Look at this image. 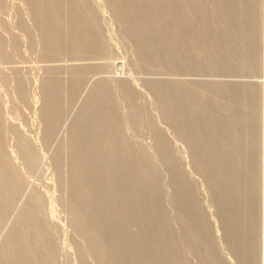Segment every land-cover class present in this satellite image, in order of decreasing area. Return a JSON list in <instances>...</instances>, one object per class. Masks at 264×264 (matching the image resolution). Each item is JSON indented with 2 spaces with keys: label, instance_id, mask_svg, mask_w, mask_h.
I'll return each instance as SVG.
<instances>
[{
  "label": "rangeland",
  "instance_id": "obj_1",
  "mask_svg": "<svg viewBox=\"0 0 264 264\" xmlns=\"http://www.w3.org/2000/svg\"><path fill=\"white\" fill-rule=\"evenodd\" d=\"M218 1L146 0L141 3L144 6L140 10L134 6V0L133 13L128 14L123 0H86V15L92 17L93 26H89V31L85 24L82 30L89 34L95 31L100 46L95 50H81L50 41L39 24L41 11L56 9L57 0H37L35 8L28 0H0L1 48L8 58L5 62L0 57L1 151L24 180V190L27 188L24 196L16 200L20 199L19 204L16 203L15 209L11 210V215L18 220L14 221L9 215L4 227L7 230L3 228L0 232V251L5 241L14 235L12 231L16 233L18 230L15 228L20 226L27 209L24 204L28 201L26 205H30L33 197H39L42 211L48 214L47 229L56 264H116L106 261L109 260L108 255L104 262H99L97 252L106 255L113 244H118L119 237L116 243L98 242L97 251L91 252L88 238L80 231V227L91 229V225H76L68 209L71 191H79L81 186L91 182L92 170L97 165L103 166L102 162L106 165L101 155L95 160L90 158L88 170L81 166L84 151L72 152L74 143L71 141H76L81 134L80 128L84 127L83 121L93 115L95 107L92 102L98 105L100 99L102 101V97L108 94L109 105L116 117V129L112 136L114 147L130 154L122 172L138 176L137 162L154 170L152 186L138 180V176L130 180L131 186L127 190L129 196L140 192L133 204L128 201L131 211H149L151 204L157 205L162 234L166 243L172 245L168 250H158L159 247L155 249L150 243V254H155V257L169 256L174 264H264V255L258 253V248L253 251L250 247L254 242L256 247L258 243L264 246V220L262 224L257 220L258 212H264V205L260 199L259 179L257 177L253 181L250 173L251 169L258 172L259 168L256 167L259 166L258 151L261 148L258 146L260 124L264 134V69L258 64V59L264 63V1L263 4L258 0ZM257 2L263 8L260 9ZM135 5L140 6L138 2ZM155 7L160 8L159 13H152ZM66 16L67 13L64 19ZM83 20L79 18V23ZM72 34V31L66 30L65 38L71 39ZM53 61L55 64H52ZM48 62L57 65L53 71ZM67 69L78 72L82 81L70 91L64 86L69 85L70 71ZM60 71L64 72L57 73ZM94 77L98 78L96 82L100 87L102 84L100 91ZM59 80L63 86L59 88L60 94L56 87ZM50 88H54L55 94L48 99ZM88 89H91L90 93H95L93 89L97 90L100 95H89V92L86 93ZM80 93L83 98L89 99L92 106L87 99H82V95L77 97ZM91 98L99 102L91 101ZM51 99L62 104H58L63 110L62 113L60 111L61 117L65 113L62 108L67 103L66 110L69 111L72 106L70 113L66 111L70 116L65 113L67 119L79 115L75 116V122L79 118L85 120L82 123L79 121L78 125H82L77 127L74 123L76 118L71 119L72 123L68 119L66 124L62 121L64 115L57 125L62 121L61 124L67 126H56L51 137L58 135L57 138L53 141L50 137V142H46L48 122L45 108ZM68 103H72L70 107ZM82 103L90 105L87 107L91 109L88 110ZM79 104L81 109L86 108L87 114L88 111L92 113H83ZM77 107L85 114L84 117L80 116L82 114ZM228 125L236 126L234 137L226 131ZM63 132L69 134L68 137ZM98 134L105 141V147H109L110 135L104 130H99ZM61 137H67L66 143L69 140L72 144V147L70 143L67 148L64 146L67 151ZM230 141L233 142L231 149L228 148V144H232ZM251 142H257L255 148L258 155L252 145L254 152L251 149L250 153L253 152L257 158L250 154L254 158L249 164L246 148ZM262 142L264 144V139ZM48 143L54 151L50 150ZM61 148L65 150L61 151ZM109 148L112 149L111 145ZM22 149L29 150L33 158L32 167L25 163ZM66 170L68 175L71 172L77 177L75 184H78L73 188L70 186L72 176L64 177H67ZM107 173L110 178L113 177L111 170ZM94 196L88 201L87 208L82 207V211L112 210L116 214L123 210L119 201L106 208L93 206L96 202ZM253 211H256L255 226L250 225ZM113 223L114 220H108L106 225L109 228ZM126 223L128 221H124V226H128L132 236L140 234V227L134 221ZM10 225H14V229L8 228ZM154 232L149 239L155 235ZM90 234L96 236L97 232L92 230ZM184 234H196L197 244H191ZM235 247L238 253L245 250L251 252L252 256H248L250 260L247 257L248 261H243L242 254L237 255ZM120 255L118 264H136L137 256L131 248L122 249Z\"/></svg>",
  "mask_w": 264,
  "mask_h": 264
},
{
  "label": "bare ground",
  "instance_id": "obj_2",
  "mask_svg": "<svg viewBox=\"0 0 264 264\" xmlns=\"http://www.w3.org/2000/svg\"><path fill=\"white\" fill-rule=\"evenodd\" d=\"M123 1L127 5L126 12L128 14H130L133 11L132 7H133L134 0H123ZM145 1L146 0H135L134 6L140 8V10H141V6H144V5H141V3L142 2H145ZM181 1H183V0H181ZM258 1H260V4H263L262 1H264V0H258ZM28 2H29V4L32 7H34V8L36 7L37 0H28ZM136 2H138V5L140 4V6H136L135 5ZM56 3H58V7L56 9H49V12L47 10L41 11L42 14H41L40 18L38 19L39 24L42 27L43 31L46 33L47 38L50 41L52 40L55 43L60 44L61 46L67 44V45H70V46H75L76 49H81V50H84V49L85 50L86 49H89V50L90 49H93V50L98 49L99 46H100V43H99V40H98V37L99 36H96L97 34L95 33V31H93V33L90 32V34H89V32L82 30V28L84 27L85 24L87 25V28L88 29H89V26H93L92 25L93 24V21L91 20L92 17L86 15V12H87L86 7H87V3L88 2H86V0H57ZM246 3L248 4V2H246ZM259 8L260 9L263 8L262 5H260ZM167 9L168 8H166V10ZM137 11H138V9H137ZM179 11L176 12V13H178V15H179ZM155 12L156 13H159L160 12V8L155 7L154 8V12H152V13L155 14ZM201 12H202V10H201ZM36 13H37V11H36ZM66 13H67V16L64 19V14H66ZM76 18H78V20H76ZM79 18H82L84 20L82 22L80 21V23H79ZM149 18L151 19V16H149ZM74 24H77V25L74 26ZM238 26H240V25H238ZM66 30L72 31L74 33V34H72L71 39H68L67 37L65 38V36H66L65 35V31ZM89 31H90V29H89ZM64 38H65V40H64ZM1 42L2 41H1V38H0V57L6 62V60L8 61V58L6 57V54L4 53L3 49L1 48V45H2ZM158 45H159V43H158ZM255 47H254V50H255ZM248 50L251 51V49H248ZM256 52H257V50H256ZM251 54H252V51H251ZM165 57H167V56H165ZM258 60L260 61V62H258V64L260 63V66L262 67V69H264V63L260 59H258ZM263 61H264V59H263ZM52 64H55V62L52 63ZM46 65H48V64H46ZM49 65H51V64L49 63ZM52 66H54V65H51V67H50L51 68V71H53V69L57 65L54 66V67H52ZM58 67H60V66H58ZM61 68L63 69L64 67H61ZM68 71H70V73ZM68 71H66L65 75H67L69 73V75H70V77L68 78L69 79L68 80L69 82H67L66 81V78H64L66 76L63 77L65 80L62 79V81L63 80L66 81L67 83H69V85L68 86L65 85L64 83H66V82H64V81H63L64 83L63 82L62 83L64 84V86L68 87L69 89H67V90L70 91L75 86H78L79 85V82H82V81H81L79 75H77L78 72H76L74 70H71V69L68 70ZM61 72H64V71H60V72H57V73H61ZM50 73H53V72H50ZM95 73H96V71H95ZM97 74H95V75H97ZM60 75H63V74H60ZM60 75H59V77H60ZM96 78L95 77L93 78V79H95L94 82H96V80H98V78L97 79ZM99 79H101V78H99ZM96 83H97V86H98L99 85L98 82H96ZM102 83H104V82H102ZM59 86H61V80L58 81V85L56 84V87L58 88V91H59V94H60V89H62L63 86H61V87H59ZM97 86H94V88L95 87L97 88ZM66 87H64V89ZM98 87L99 88L97 90H99V91H100V88H103L102 87V84H101V87H100V85ZM89 88H93V87H89ZM51 89L52 88H50L48 90V93H49V95L47 97L48 99H50L52 97V95L55 94L54 93L55 92L54 88H53V90H51ZM63 90H61V92ZM89 90H91V89H88V91L86 93H88ZM97 90H94V89L92 90V91H95V93L92 92V93L95 94V96H96V94L97 95H100V94L96 93ZM101 90H103V89H101ZM167 90H169V89H167ZM90 92H89V95L92 94ZM106 92H107V90H106ZM59 94H58V96H59ZM94 94H92V95H94ZM80 95H82V94L81 93L78 94L77 97H79ZM86 95H88V94H86ZM95 96H93V97L95 98ZM94 98H91V101ZM97 98L99 99V97H97ZM97 98H95V99H97ZM102 98H103V100L101 101V99H100V102L98 100H95L94 99L97 103L98 102L99 103H98V105H95L94 102H92L93 106L95 107L94 110H93L94 113H92L91 111H88V114L89 113H92L93 115L90 114L89 116H91V117L87 118L88 120L86 119L87 120L86 122L83 121L85 119H83V120H80L81 118L78 119V122L81 121L80 123H82V121H83V123H85L83 125L84 127L83 128L81 127L82 130L80 128V130H79L80 132L79 133H81V134L78 137L75 134V136L77 137L76 138V141L75 142H73V140L71 141L72 143H74L73 147H72L71 142H69V140H68V143H70L71 144V147L73 148L71 150L72 152H75V151H77V152L80 151L81 152L82 150L84 151L83 157H81V159H80V165L83 166L84 168H86L87 170H88L87 165H88V163H90V158L92 159V157H93V160H95V157L102 155L104 157V161H105V164L106 165L104 166V163L103 162H102L103 166H101V165L98 166L97 165L95 167V169L92 170V172H93L92 181L89 182V183H87L86 185L84 184V186H81L79 191H76V192H75V190H72L71 191V194H70L71 195V197H70L71 202L70 203L68 202L70 204V208L68 207V209L71 210L76 225H79L80 226V223L90 224L91 227L90 226H88V227H90L92 230H95L97 232V235L96 236L95 235L92 236L90 234V232L92 231L91 229H88V228L86 229L85 227H80L81 233L85 237H87L88 240H89V248H90V251L91 252L94 253V252L97 251V248H98V244L97 243L98 242L101 241V242H104V243H107V242H115L116 243V241L118 240V237H119L120 241L119 242L117 241L118 244L116 246H115V244H113L112 245V248L110 249V251L106 255L103 254V253H98L97 252V257H98L99 262H104L105 261L104 260L105 257L108 255L109 256V260H106V261H109V262L111 261V262H114V263L118 264L119 261H118L117 258L121 257L120 254H122V249H124V248H126V249L131 248L132 251H134V255L136 253V256H137L136 259H135L136 264H174L172 262V259L169 256H163V257L156 256L155 257V254L154 255L153 254H150V251H149V248L151 247L150 243L152 244V247L155 248V249H157L159 247L158 250H160V249H162V250H168L172 246L171 244H167L166 243V241L164 239V236L162 234V232H163V230H162V221H161V217H159V214L157 212V208H158L157 205L156 204H154V205L151 204V206L148 207L150 212L149 211H138V210L137 211H131V209L128 208V206L130 205V203L133 204V201L136 198H138L139 195H140V192H138V191H137L136 194H132L130 196H129V194H127V190H129L130 189V186H131L130 180H132V179L135 180L139 176L138 177V180H141L142 182H145V184L146 183H149L150 185L152 183L154 184V170L153 169H147L146 167H144L143 165H141V162H137L138 165H136V166H138V170H137V168H136V170L139 173L138 176H137V174L136 175L134 174V175L130 176L129 175L130 173H128V171L127 172H124L123 171L124 173L122 172V170H124V167L126 166V163L130 159L129 158L130 157V154H129V151H121L120 152V150H118L119 147H117V149L114 147V144H113L114 142L112 141L113 140L112 139V136H113V133H115V129H116L115 128V126H116V117H115V115L113 113V108L109 105L110 96L108 94H106L105 98L104 97H102ZM82 99H85L86 100L87 98H83V95H82ZM63 100L64 99H62L60 101H63ZM67 100H69V99H67ZM79 100H80V98H79ZM88 100L89 99H87L86 101H88ZM48 101L49 100H47V102ZM104 101H106V102L103 103ZM51 102H53L52 99L49 101V103H48L49 105H47V107L45 108V114H46L47 122H48L47 127H46V135H47L46 142L49 141L48 139L51 137L52 134H54L53 133L54 132V129L56 128V126L58 127V125L61 124L62 121H64V122L66 121V124H67V122H69L68 119H70V121L72 123L73 120H71V119L76 118L74 120V123H77V125L80 124L78 122H75L77 120V117H75V116H79V115H75V113L77 112V110H76L75 113H74V111L72 112V113H74L73 115H75L73 118H70L69 117L67 119V117L65 115L66 111H68V110L65 109V106H66L67 103L65 104L64 107L62 106L63 107L62 109L65 110L64 111L65 113L61 117L60 111H61V113L63 112V110H61V107L59 106L61 103L59 104L58 102L57 103L56 102H53L52 104H50ZM67 102H69V101H67ZM74 102H76V101H74ZM72 103H73V101H72ZM78 103H81V102H77V104ZM71 104H69L68 106L70 107ZM75 104H73V105L75 106ZM82 104L85 107L90 106V105H87L86 106V105H84V103H82ZM92 104H91V106H92ZM74 106H73V108L76 107V106L75 107ZM80 106H82V105L79 104V108H80ZM79 108H78V112H81V110H82L83 113L86 112V114H87V111L85 110L86 108L82 107V109L80 108L81 109L80 111H79ZM89 108L87 107L88 110H89ZM71 109H72V106H71ZM75 109H73V110H75ZM70 110L68 111V113H70ZM68 113H66V114L70 116V114H68ZM81 114H82V112H81ZM259 114H260V112H259ZM64 115H65L66 118L64 117V120H62ZM73 115H71V116H73ZM84 115L85 114H82L80 116L81 117L82 116L84 117ZM60 119L62 121L59 122V124L57 125V123H58V121ZM65 119H67V120H65ZM252 121H254V120H252ZM64 124L65 123H63L61 125L63 126ZM81 125H78L77 127H79ZM257 125H258V122H257ZM63 128H65V127H63ZM59 129H60V127H59ZM225 129H226V131H228L229 136L230 135H233V137H234V135H236V131H235L236 126L233 127L232 125H228L227 127H225ZM76 130H78V129H76ZM99 130L100 131L101 130H104L105 131V134H109L110 135V136L109 135L108 136L111 137V141H110V144L109 143L108 144H109V147L111 145L112 149L109 148L108 146L105 147V145H104V142L105 141L102 139V136H100L98 134L99 133ZM255 130H257V128ZM259 130L261 132L260 135H259V138H258L259 139L258 143L260 144L258 146L261 147V148H259V151H258L259 152L258 153L259 154V166L256 167V165H255L256 168H258V167L259 168L257 170L258 172H256L255 169H254L255 171H252V169H251V172L250 173H251V178H252L253 181H255V178H257V177L259 179L260 199H262L261 201H263V205H264V199H263L264 198V144H262L263 143L262 140L264 139L263 138L264 134H263V131L261 129V124H260V129ZM259 130H257V131H259ZM63 133H65V132H63ZM77 133H78V131H77ZM68 135L66 134L65 136L68 137ZM57 136H55V138H52L53 137L52 136L50 139L51 140L53 139V141H54V139H56ZM61 136H63V134ZM67 137H65V139L63 138L64 141L67 139ZM72 137H73V135H72ZM63 139L61 137L62 143H64L63 144V147L64 146L66 147L67 145L70 146V144L66 143L67 140L64 142ZM192 140L193 139L191 138L190 141H192ZM254 140H257V138H255ZM55 141L58 142L57 140H55ZM230 143H232V144H228V148L229 149H231L233 147V142L230 141ZM235 143L237 144V142H235ZM51 144H55V143L52 142ZM59 144L61 145V141H60ZM48 145H50V144L48 143ZM252 145H254V147ZM256 145H257V142H254V143L251 142L250 145L248 144V146L246 148V150H247V154L246 155H248L247 162L249 164L252 163V159L254 158V157H252V155L254 154L253 153L254 150H255V152L257 154L256 148H255ZM162 147H164V146H162ZM252 147L255 148V149L253 150ZM57 148L56 149L59 152V147H57ZM64 148H61L60 150L62 151ZM51 149L54 151V148L52 146H51L50 150ZM251 149L253 150V152H252L253 154L250 153ZM65 151H67V149ZM69 151L70 150H68V152ZM53 153H51V154L53 155ZM21 154H22V156H23V158H24L25 163L27 164V166L32 167L33 166V158L31 157V154H30L29 150L28 149L27 150L22 149L21 150ZM56 154L57 153L55 152V155ZM61 154H62V152H61ZM63 154H64V157H65L66 152L63 153ZM250 154H252V155H250ZM53 157H54V155H53ZM56 157H57V155H56ZM255 158H257L256 155H255ZM243 162L245 163L246 161H243ZM59 166L61 167V164ZM63 170H65V169H63ZM108 170H111V173L113 174V177L111 176L112 178H110L109 173H107ZM67 171L68 170H66V173H65L67 175V177L64 176L65 174L63 173L62 179L65 182L64 177L65 178H69L70 176H72V178L70 177L71 178V183L70 182L69 183H70V186L72 185L71 188H73L74 185H77L78 184V183L75 184V179H77V177L74 174H71V172H70V175H68L67 174ZM62 172H64V171H62ZM125 180H129V181L126 182ZM66 181H67V179H66ZM234 182H235V180H233V183ZM24 183H25L24 180H22L21 177L16 173L13 165L10 163L9 159L7 158V156H5L3 154V152L1 151V142H0V232L7 225L6 222L9 219V218L7 219V217L9 215H10V218L13 217L11 215L13 213V211H11V210H14L15 209L14 208L15 204L18 203V202H20L19 201L21 199L20 196H22V195L24 196V194H25V190L27 188L24 190ZM66 184H68V183H66ZM30 186L31 185H29V188L28 189H30ZM70 186L67 185V187H70ZM77 187H79V186H77ZM175 188H179V187H175ZM32 192H33V190H32ZM153 192H155V189H153ZM92 195H95L93 197V200L96 201L93 204V206H101V208H103L105 206H109V205L111 206L113 203L119 201L123 205V208H122L123 210L122 211H118L116 214H114L113 212H111L112 210L111 211H82V207L83 206H86L88 204V201H91ZM30 197H32V196L30 195ZM18 198H20V199L18 200V202H16V200ZM231 198L232 197H230V199ZM26 199H25V201H26ZM23 201H24V198H23ZM128 201L130 202L129 205H128ZM27 203L29 204L28 201L26 202V204ZM26 204H24V207L27 208V209L24 211V216H23L22 220L20 221V226L19 227L16 226L17 228H15V229H18V230L17 231L15 230L16 231V233H15L14 231H12L10 229V231H12V233L14 235H12V237L10 239L7 238L9 240L8 241H5L6 242L5 243V246H4L3 250L0 251V252H2V254L0 253L1 254L0 264H56V261H55V253L53 251V248H52V245H51V242H50V235H49V232H48V229H47V224L49 222L48 221V219H49L48 218V214H47L46 211H42L41 205L39 203V197H33L31 199V201H30V205H26ZM86 208H87V206H86ZM88 208H89V206H88ZM17 211L18 210H16V212ZM21 214H23V213H21ZM21 214H20V216H21ZM17 215H14V216H17ZM257 217H258L257 220L258 221H261L259 223L262 224L263 223V220H264V212H258ZM13 219H14V217H13ZM13 219H11V220L13 221ZM118 219H119V224H118ZM11 220H9V221H11ZM15 220H18V219H14V221ZM108 220H111V221L114 220V223L115 224L114 223L111 224V227L108 228L107 225H106V223H107ZM14 221L12 222L13 224H14ZM124 221L125 222L128 221V223L130 221H134L140 227V230H141L139 232L140 234H138L136 236H132L131 233L128 230V226H124ZM256 222H257L256 221V211H253L251 213V222H250V225L251 226H255ZM128 223H126V224H128ZM227 225H229V223H227ZM13 226L10 225L9 227L8 226L7 227L8 228H10V227L12 228ZM251 228H253V227H251ZM13 229H14V227H13ZM4 230H5V228H4ZM6 230H7V228H6ZM107 230H109L110 232H107ZM154 230H155V232H154L155 235L153 234L152 235V238L149 239L152 231H154ZM201 234H203V233H201ZM184 235H186L185 238H187L188 241L191 244H193V245H196L197 244L196 241H195L196 240V234H193V235L184 234ZM0 237H2V235H0ZM3 237H5V236H3ZM119 243H121V244H119ZM1 244H3V241H1ZM250 247H251V249L253 251H256L255 249L258 248L257 249L258 253H260L261 255H264V246H263L262 243H260V244L258 243L257 244V247H256L255 242H254V243H251L250 244ZM235 252L237 253V255L242 254V258L243 259L242 258L241 259L243 261L244 260L245 261L246 260L248 261V259L252 256V253L249 252V251H247V250H245L244 253H240V252L238 253L236 247H235ZM198 255H199V257L202 256L200 254H198ZM248 256H250V257H248ZM247 257H248V259H247ZM122 262L124 263V261H122Z\"/></svg>",
  "mask_w": 264,
  "mask_h": 264
}]
</instances>
